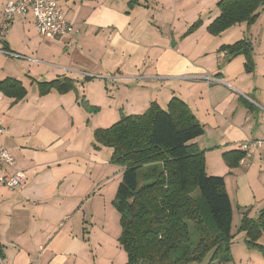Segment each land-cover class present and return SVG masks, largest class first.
<instances>
[{"label":"crops","instance_id":"crops-1","mask_svg":"<svg viewBox=\"0 0 264 264\" xmlns=\"http://www.w3.org/2000/svg\"><path fill=\"white\" fill-rule=\"evenodd\" d=\"M6 1L0 0V46L17 57L0 53V82H19L25 95L0 91V146L27 181L16 190L0 186V264L126 263L112 205L122 168L111 162V149L94 146L93 132L141 114L147 95L162 109L173 98L188 107L203 127L191 143L206 173L224 178L232 223L234 213L237 227L245 212L257 218L264 150L242 152L233 168L223 154L264 138V44L250 41L251 73L243 56H228L221 47L244 40L232 41L244 24L208 34L220 0H55L73 27L61 38L40 36L30 13L7 24ZM64 79L72 90L40 95L38 84ZM241 234L225 264H264Z\"/></svg>","mask_w":264,"mask_h":264},{"label":"trees","instance_id":"trees-1","mask_svg":"<svg viewBox=\"0 0 264 264\" xmlns=\"http://www.w3.org/2000/svg\"><path fill=\"white\" fill-rule=\"evenodd\" d=\"M263 4L264 0H220L216 4L219 16L207 27L208 34L218 36L240 24L251 26ZM221 49L230 57L243 56L245 71H253L250 41ZM63 81L38 84L40 95L74 88L71 80ZM0 91L14 99L25 95L16 81L0 82ZM80 104L97 111L84 100ZM202 134V125L176 98L165 109L151 103L145 113L122 116L110 127L93 132L94 146L111 149V162L122 168L112 205L119 214L118 243L126 254L125 264H225L231 260L232 206L224 178L206 173L203 154L191 143ZM243 156L232 151L223 154V160L233 168ZM237 229L245 233L248 250L264 255L259 243L264 237V209L256 219L245 212Z\"/></svg>","mask_w":264,"mask_h":264},{"label":"built area","instance_id":"built-area-1","mask_svg":"<svg viewBox=\"0 0 264 264\" xmlns=\"http://www.w3.org/2000/svg\"><path fill=\"white\" fill-rule=\"evenodd\" d=\"M30 13L33 18L35 31L40 36L64 37L70 35L73 30L55 0H7L5 2L2 17L8 24L17 17L25 16ZM0 53L15 56L5 51L0 46ZM104 78L102 76H95ZM207 81H216L213 78H206ZM5 131L0 118V135ZM238 151L244 152L246 156L258 150H264V138L246 140L237 147ZM15 161L11 153L0 146V186L9 190H16L22 187L27 181V175L23 171L14 169Z\"/></svg>","mask_w":264,"mask_h":264},{"label":"rangeland","instance_id":"rangeland-1","mask_svg":"<svg viewBox=\"0 0 264 264\" xmlns=\"http://www.w3.org/2000/svg\"><path fill=\"white\" fill-rule=\"evenodd\" d=\"M248 26L244 25H240L238 27V34H240V36L234 37L232 41H236L239 39H244V40H248L256 43H261L264 44V4L263 6L258 10V17L256 18L255 22L249 27V32H248ZM134 84L130 85V87H133ZM149 92V91H146ZM110 98L112 96H109ZM148 97L149 95L145 96L144 98V102L146 103L145 107L140 110L141 114L145 113L147 111V109H149L150 104L148 103ZM150 99V98H149ZM112 101L111 99H109L108 97L105 98V102H110ZM149 105H148V104ZM234 218H233V223H232V227H231V232H232V240H231V247L233 248L238 242H240V240L242 239L243 235L241 233H238V227H237V218L236 215L237 213H234ZM192 264H198V263H192ZM205 264V263H204Z\"/></svg>","mask_w":264,"mask_h":264}]
</instances>
